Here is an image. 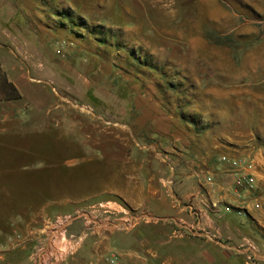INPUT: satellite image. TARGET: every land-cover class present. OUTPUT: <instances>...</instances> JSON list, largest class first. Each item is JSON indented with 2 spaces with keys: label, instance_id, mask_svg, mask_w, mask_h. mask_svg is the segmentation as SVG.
<instances>
[{
  "label": "rangeland",
  "instance_id": "rangeland-1",
  "mask_svg": "<svg viewBox=\"0 0 264 264\" xmlns=\"http://www.w3.org/2000/svg\"><path fill=\"white\" fill-rule=\"evenodd\" d=\"M0 62L45 103L0 101L12 135L0 141V225L23 215L71 252L69 264H105L107 236L142 224L91 212L106 201L135 209L102 190L127 150L132 164L166 167L169 131L196 160L264 156V0H0ZM150 132L156 144H135ZM241 191L240 248L264 250V182ZM77 210L64 235L55 230Z\"/></svg>",
  "mask_w": 264,
  "mask_h": 264
},
{
  "label": "crops",
  "instance_id": "crops-1",
  "mask_svg": "<svg viewBox=\"0 0 264 264\" xmlns=\"http://www.w3.org/2000/svg\"><path fill=\"white\" fill-rule=\"evenodd\" d=\"M6 76L22 97L29 96L30 105L45 104L36 101L34 85L18 84L9 73ZM6 120V116L0 118V141L11 132L2 123ZM150 133L136 136L135 144H156L157 140L149 141L156 136ZM163 133L164 150L170 158L166 167L148 159L132 164L129 150L121 156V165L110 160V167L117 168L111 167L110 174L119 180L110 181L103 192L117 196L135 209L146 208L159 220L142 223L132 231L109 234L107 254L116 251L119 264H250L245 260L247 248H240L245 237L239 227L227 221V211L238 210L242 215L241 209L248 206L243 205L244 193L235 188V169L220 158L213 162L205 158L196 160L193 150L179 142L181 136ZM237 158L244 172L254 176L255 184L263 185L264 156L260 148L247 158ZM243 161L246 162L242 164ZM166 179L172 181L171 186L166 185ZM31 223L17 214L7 226L0 225V264H69L66 259L71 252L50 246L54 235ZM117 239H121L118 247L111 246ZM260 250L254 264H264V250Z\"/></svg>",
  "mask_w": 264,
  "mask_h": 264
},
{
  "label": "built area",
  "instance_id": "built-area-1",
  "mask_svg": "<svg viewBox=\"0 0 264 264\" xmlns=\"http://www.w3.org/2000/svg\"><path fill=\"white\" fill-rule=\"evenodd\" d=\"M64 44L59 43L57 52H60L63 48ZM80 109H87L86 107H80ZM87 112L91 113V110H85ZM221 160L223 162H226L229 167L235 169L234 173V185L236 189L243 190L245 192L250 191V189L255 184V178L253 175L244 172V168L240 167L241 163L239 160L236 159H230L228 157L222 156ZM246 161H243L245 163ZM249 165V164H248ZM167 183H172L170 179H168ZM256 207H258V204H255ZM102 209L103 212H106L110 214V224L111 225H122L125 229H133L138 225L139 223H149V222H155L159 220V217L153 214L150 210L146 208H138V209H130L129 207L123 206L120 203H117L115 201H106L105 204L99 203L96 207L93 208L94 210ZM92 213L89 212V217ZM80 212L77 210L75 214L73 215H61L56 217L54 220V226L56 227L55 230L62 231L61 233L64 235L66 232V228L68 225H70L73 221L80 218ZM85 215V214H84ZM113 216V217H111ZM117 221V223H116ZM87 223L89 221H86ZM190 229H193L191 227ZM196 231H203V235L210 236L208 233H204V230L202 229H196ZM86 232L83 231L78 235L70 234L69 239H77L81 240L84 236H86ZM243 246V245H242ZM247 254L245 255V260L250 263L254 264L257 262L258 259V253L261 251L259 248H257L255 245L251 243H247ZM103 262L105 264H119L120 263V255L116 251H110L104 258Z\"/></svg>",
  "mask_w": 264,
  "mask_h": 264
},
{
  "label": "trees",
  "instance_id": "trees-1",
  "mask_svg": "<svg viewBox=\"0 0 264 264\" xmlns=\"http://www.w3.org/2000/svg\"><path fill=\"white\" fill-rule=\"evenodd\" d=\"M54 14H56L59 17H68V14L64 11H55ZM21 98V94L16 89V87L13 85L12 82H10L6 76L5 71L2 69L1 62H0V101L2 100H17ZM238 210H229L227 211V221L231 226L236 225L240 228L242 234H244V231L247 230V227H244V222H241V217ZM245 228V230H244ZM244 236V235H243Z\"/></svg>",
  "mask_w": 264,
  "mask_h": 264
}]
</instances>
